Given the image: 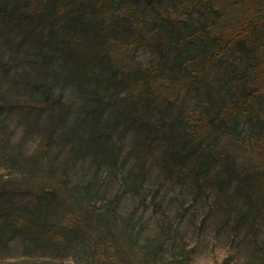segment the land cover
<instances>
[{
	"label": "trees",
	"instance_id": "trees-1",
	"mask_svg": "<svg viewBox=\"0 0 264 264\" xmlns=\"http://www.w3.org/2000/svg\"><path fill=\"white\" fill-rule=\"evenodd\" d=\"M264 264V0H0V264Z\"/></svg>",
	"mask_w": 264,
	"mask_h": 264
},
{
	"label": "rangeland",
	"instance_id": "rangeland-1",
	"mask_svg": "<svg viewBox=\"0 0 264 264\" xmlns=\"http://www.w3.org/2000/svg\"><path fill=\"white\" fill-rule=\"evenodd\" d=\"M203 262L206 263L207 261L205 259H203L202 264H203Z\"/></svg>",
	"mask_w": 264,
	"mask_h": 264
}]
</instances>
